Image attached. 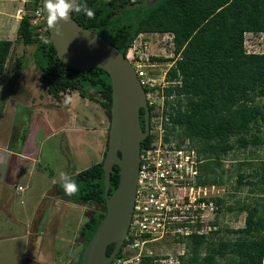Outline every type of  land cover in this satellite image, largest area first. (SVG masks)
Wrapping results in <instances>:
<instances>
[{
  "label": "trees",
  "instance_id": "1",
  "mask_svg": "<svg viewBox=\"0 0 264 264\" xmlns=\"http://www.w3.org/2000/svg\"><path fill=\"white\" fill-rule=\"evenodd\" d=\"M39 2L25 1V12L19 20L15 40L0 39V75L7 67L15 42L33 46L31 55L25 56L41 70L38 80L49 94L60 98L77 91L98 102L109 117L111 83L107 72L99 67L77 70L57 57L47 26L39 37L31 24L32 11ZM84 2L93 9L94 18L88 19L74 11L71 12L73 18L125 55L142 33L172 35L173 55L149 59L173 62L166 76L178 82L170 84L164 92L182 94L183 98L182 101L176 98L177 108L170 119L180 126L178 136L187 139L203 159L199 165L201 184H224L223 174L230 172V168L223 167L226 156L231 152L234 155L240 151L249 152L243 160H233L236 161L234 188H247L249 200L237 198L234 205L225 207L235 210L236 215L245 212L244 226H219L218 232L223 234L217 240H206L203 235L188 237L187 254L179 256V263L264 264V53L247 52L244 45L245 33L264 32V0ZM45 39L50 43L46 44ZM17 61L22 69L26 66L25 58ZM145 91L149 92L150 88L145 87ZM148 109L152 112L153 106ZM149 140L150 136L143 139L141 147ZM257 150L263 154L254 155ZM245 165L250 167L249 172H243ZM117 170L119 167L115 166V171L110 173L109 192L118 183ZM68 176L76 181L79 191L73 196L65 195L59 180L54 184L56 195L65 201L97 204L103 209L94 211L88 222L78 229L84 241L72 264H79L83 249L105 210L102 162L92 163ZM216 201L218 211L222 212L226 201L219 196ZM230 233L234 236L225 238V234ZM113 246L114 243L108 245L107 254ZM120 257H123L122 247L114 260ZM138 264L151 263L145 257Z\"/></svg>",
  "mask_w": 264,
  "mask_h": 264
},
{
  "label": "rangeland",
  "instance_id": "2",
  "mask_svg": "<svg viewBox=\"0 0 264 264\" xmlns=\"http://www.w3.org/2000/svg\"><path fill=\"white\" fill-rule=\"evenodd\" d=\"M24 3L25 0H0V18H6V21L0 19V39L15 40L16 20L19 15L25 12ZM244 36V45L247 52L264 53V32H247ZM139 40L146 43L145 46L142 43L143 46L140 49L143 57V66H145L146 71L150 75L161 78L171 62H152L149 57L162 56L169 58L172 56V35L170 33H143L137 42ZM32 50L33 46L26 47L20 42H15L11 50L12 56L7 69L0 75V98L2 97L1 94L6 93L9 79L17 71L13 61L21 54L23 56L31 55ZM24 58V63L26 64L25 75L21 76V80L19 81L20 86H25L30 94V91H32L34 96L37 95V99L33 100L34 104L30 103V100L28 102H24L23 100L15 102L13 106L16 110L13 117L9 118L6 115V118H2L1 124H5L10 119L13 127H23V134L26 136H29L31 126L37 129L34 141L39 148L37 155L38 162L31 177L27 178V174H24L18 180H12L6 189H0V264H25L29 255H37L38 243L41 241L44 243L41 246L43 247L44 256L39 260L43 264H57L55 258L53 259L54 253H52V250L61 249V252L67 250L69 256H73V253L74 256L77 255L78 249L81 247L80 243L84 241L78 234V229L81 226V216L91 217L92 211L96 210V207L82 202L78 204L70 203L63 206L61 214L59 213L58 205L54 204L53 206L54 200L51 201V197L48 196L47 191L52 185L51 182L58 180L61 173L67 174L68 170L71 174L76 173L97 162L100 157V151L102 152L103 149V143L99 141L101 133L93 129L97 122V114L93 122L91 120L85 121L82 118V109L73 107V104H75L74 97H76V101L78 98L77 91H73L71 93L72 96H67V101H64L63 98L61 100L57 99L59 103L58 112L59 114L64 113L67 122H70L72 113L75 111L74 121L76 125L82 120L86 128L84 127L80 131L69 130L64 128V125L51 123L52 116L56 115L53 108L46 106L50 101L51 95L45 91L39 80V83L35 80L36 67L32 65L30 57L24 56ZM30 97L31 95L27 98ZM52 102L54 101L52 100ZM96 105L97 103H94L92 100L89 105L88 101L85 103V107L83 106V110L88 115H91L92 112L97 113ZM25 106H27V112L22 111L25 110ZM88 107L90 114L88 113ZM27 113H31L29 119L26 117ZM3 127L2 131H5L6 126L4 125ZM0 133V137L3 138L4 134ZM29 139L32 138L29 136ZM257 153L263 154L261 150H257L254 155ZM247 154H249L247 150L245 152L240 151L236 155L231 152L223 161L224 169L230 168V172L223 174L225 178L224 184L215 185L214 191L216 192L217 190L218 196L226 201L224 209L222 212H219V226L226 225L230 228L244 226L245 212L236 215L235 210H228L225 207L234 205V200L237 198L249 200L250 195L247 188H239L237 190L234 188L236 170L233 166L236 164V161L233 160H243ZM242 170L244 173L249 172L250 167L245 165L242 167ZM229 174L230 178L228 177ZM18 186H25L24 190L18 189ZM36 207L39 209L40 214L43 213L39 224L37 244L31 242L28 239V235L24 236L25 231H28L29 225L32 222V212ZM86 208L88 209L87 211H85ZM222 234L223 232L218 234L217 238L222 236ZM233 236L232 233L225 234V238H232ZM68 238L70 239L69 241ZM68 242L71 243L68 244ZM65 244H68V246ZM70 247L73 249H70ZM169 247L172 253L175 252L177 254V252L182 251L185 255L187 254L185 244L170 245ZM203 254L204 252H201V255ZM26 263L34 264L30 261Z\"/></svg>",
  "mask_w": 264,
  "mask_h": 264
},
{
  "label": "built area",
  "instance_id": "3",
  "mask_svg": "<svg viewBox=\"0 0 264 264\" xmlns=\"http://www.w3.org/2000/svg\"><path fill=\"white\" fill-rule=\"evenodd\" d=\"M31 24L42 37L46 27L42 0L32 11ZM139 37L141 34L126 56L144 88H150L146 98L154 97L155 102L146 136L150 140L140 148L136 196L126 243L121 246L123 257L110 264H138L145 257L151 264H180L179 256L184 253H172L170 245L185 244L192 235L217 240L218 191H214L215 184L199 182V165L203 159L187 139L178 136L180 126L170 119L177 108L176 98L182 101L183 96L166 94L164 89L178 81L169 80L167 70L161 78L146 71L140 51L146 43L137 42ZM170 62L169 67L173 63Z\"/></svg>",
  "mask_w": 264,
  "mask_h": 264
},
{
  "label": "water",
  "instance_id": "4",
  "mask_svg": "<svg viewBox=\"0 0 264 264\" xmlns=\"http://www.w3.org/2000/svg\"><path fill=\"white\" fill-rule=\"evenodd\" d=\"M45 0H42L44 11ZM70 19L59 22V31L47 30L57 57L77 70L104 69L111 83L110 123L104 170L105 210L83 249L79 264H110L121 248L129 228L136 196L141 141L149 132L146 91L132 62L100 34ZM144 111V125L140 113ZM119 166L118 183L109 192L113 164ZM114 243L110 254L107 247Z\"/></svg>",
  "mask_w": 264,
  "mask_h": 264
},
{
  "label": "crops",
  "instance_id": "5",
  "mask_svg": "<svg viewBox=\"0 0 264 264\" xmlns=\"http://www.w3.org/2000/svg\"><path fill=\"white\" fill-rule=\"evenodd\" d=\"M21 16H22V14L19 15L18 19L16 20L17 24H16L15 30L17 29V26H18V23H19ZM0 19L2 21H6L5 20L6 18H4V17L3 18L1 17ZM1 39H6V38H1ZM21 55L16 57V59L13 61L14 67L16 68L17 71H15L13 77H11V79H9L8 85L6 87V93L1 94L2 97L0 98V132H2L4 134L3 138L0 137V184H1L0 189H2V188L6 189L10 185L12 180H18V178H20L24 174H27V178L31 177L33 175L35 169H36V163L38 162L37 155H38L39 148L34 141V138H35L34 136L37 132V129H35L34 126H31V128L29 130V136L32 139H29V136H26L23 134V131H24L23 127H20V126H17V127L14 126L13 127V125L10 123V119L8 121H6L5 124H1L2 118L5 117L6 115H8L9 118L11 116L13 117V114L16 110L15 107L13 106L15 104V102H17V101L20 102L22 100L24 102H28L30 100V103L34 104L33 100L37 99V95L34 96L32 91H30L31 92V94H30L28 92V89L25 86H23V87L20 86L19 81L21 80V76L25 75V73H24L25 67L22 69L20 66H18L19 62L17 60L20 58H24V56H25V55L24 56L23 55L21 56ZM31 63H32V65H35V67H36V69H35V71H36L35 72L36 73L35 80H37V82H38V77L41 74V70L36 66V64L33 61ZM8 64H9V62H8ZM8 64H7V66H8ZM20 64H22V63H20ZM6 69H7V67H6ZM13 82H14L13 88L11 89L10 85ZM25 85H27V84H25ZM45 91H46V89H45ZM27 95L28 96L31 95V97L27 98L28 97ZM77 95H78L77 101H76V97H74L75 104H73V107L82 109L81 110L82 116H83L82 118L85 121L91 120L93 122L94 118H96V114H97L96 119L98 121L101 118V113L103 112L102 109L98 105H96L97 113L92 112L93 114L91 113V115L86 114L83 110V106L88 101H89V105H90L91 100L87 99V97L85 98V97L81 96L79 93ZM67 96H72V94L71 93L64 94L63 97H60V98H54L51 95L49 103L46 104V106H50L51 108H53V111H55V113H56V115H53L52 118L50 116V118L52 120L51 123L64 125L65 126L64 128L69 129V130L70 129L71 130H78V131L83 130L85 127V125H84L85 123H83L84 121L80 120L77 123V125L74 121L75 111L72 113L70 122H67L66 115H64V113L59 114V112H58L59 111L58 110L59 103L57 101L61 100V98H63L64 101H67V99H68ZM51 99L54 102H52ZM76 104H77V106H76ZM69 105H70V102H69ZM26 107L27 106H25V110H22V111L27 112ZM88 113L90 114L89 107H88ZM30 116H31V113L30 114L27 113L26 117H28V119L30 118ZM4 125L6 126L5 131H2V128H4L3 127ZM8 127H10L9 130H8ZM67 172H68L67 175L71 174V173H69V170ZM72 174H74V173H72ZM57 181H59V179L53 180L51 182L52 185H51L50 189L47 191V194L49 197H51V201L54 200L52 203L53 206H54V204L58 205L59 213H61V212H63V210H62L63 206H66V204H70L71 202L65 201V200L61 199L58 195H56V192L54 189V184ZM24 187H21V190H24ZM17 188L19 189V186ZM42 204H40V205H42ZM37 207L32 212L33 217L31 219L32 222L29 225V229H28V231H25V233H24V236L28 235V239H30V241L35 243V244H37L36 240H37V236H39V224H40V220L43 216V213L40 214L39 209ZM69 240L70 239L68 238V241ZM30 241H28V243H30ZM70 243L68 242V244H70ZM38 244H39V248L37 249L38 252H36L37 255L36 256L29 255V257H27L26 262L29 263V261H30L34 264H43L42 261H40L39 259L44 256L43 247H41V246H43L44 243L41 241ZM68 244H65V245L68 246ZM80 244L82 245V243H80ZM71 248L72 247H70V249ZM80 249H81V247L78 249V252L80 251ZM52 253H54L53 259L55 258L57 264H72V262L77 257V255L74 256V253L72 254L73 256L70 255L71 256L70 257L69 254L67 253V250L65 252L64 251L61 252V249H59V250L56 249L54 251L52 250ZM60 256H62V257H60ZM59 257H60V259H59ZM26 262H25V264H27Z\"/></svg>",
  "mask_w": 264,
  "mask_h": 264
},
{
  "label": "clouds",
  "instance_id": "6",
  "mask_svg": "<svg viewBox=\"0 0 264 264\" xmlns=\"http://www.w3.org/2000/svg\"><path fill=\"white\" fill-rule=\"evenodd\" d=\"M44 11L46 14V22L48 27L52 30L55 29L58 33L59 22H67L71 17V12H76L78 14L82 13L88 19H92L95 16L93 9L89 8L84 0H45ZM46 44L50 43L49 40L45 39ZM60 184L64 189L65 195L73 196L79 191V187L76 181L65 173H61ZM88 209L86 208L85 211ZM88 222L87 216H81L80 224H86Z\"/></svg>",
  "mask_w": 264,
  "mask_h": 264
},
{
  "label": "flooded vegetation",
  "instance_id": "7",
  "mask_svg": "<svg viewBox=\"0 0 264 264\" xmlns=\"http://www.w3.org/2000/svg\"><path fill=\"white\" fill-rule=\"evenodd\" d=\"M95 102L96 101H94V103ZM154 102H155V98L154 97H152L150 99H147L148 106H152ZM96 103H97V105L103 111L101 113V118L96 122V126L93 128L95 131L101 133V135L99 136V141H102V143H103V149H102V152L99 150L100 151V157H99V160L97 162H99V161L102 162L103 161V158L105 156V151L107 149V140H108V129H109V123H110V116L108 117L105 109L98 102H96ZM150 113L151 112L149 111V116L151 115ZM140 123H141V126L143 127V125H144V111L143 110H141V113H140ZM94 163H96V162H94ZM115 166H118V164L117 163H114L113 164V170L114 171H115ZM102 168H103V166H102ZM103 172H104V170H103ZM116 172L118 173V170ZM103 193H104V191H103ZM79 202H76L74 204H78ZM82 203L87 204V205H90V206H93V207H96V210H93L92 212L97 211V209H98V211L99 210L100 211H103V209H102V207L100 205H97V204H89V203H86V202H82Z\"/></svg>",
  "mask_w": 264,
  "mask_h": 264
}]
</instances>
